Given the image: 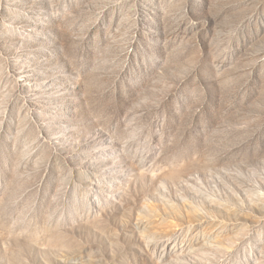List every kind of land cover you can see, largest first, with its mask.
Returning <instances> with one entry per match:
<instances>
[{"label":"rangeland","instance_id":"374dc122","mask_svg":"<svg viewBox=\"0 0 264 264\" xmlns=\"http://www.w3.org/2000/svg\"><path fill=\"white\" fill-rule=\"evenodd\" d=\"M0 264H264V0H0Z\"/></svg>","mask_w":264,"mask_h":264}]
</instances>
